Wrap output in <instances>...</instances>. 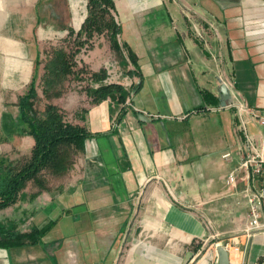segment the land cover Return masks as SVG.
Wrapping results in <instances>:
<instances>
[{"label":"crops","instance_id":"crops-1","mask_svg":"<svg viewBox=\"0 0 264 264\" xmlns=\"http://www.w3.org/2000/svg\"><path fill=\"white\" fill-rule=\"evenodd\" d=\"M114 2L122 28L119 41L129 45L137 64L126 50L121 57L108 42L124 66L108 60L102 66L106 76L95 81L96 88L120 85L132 105L110 96L97 102L89 97L84 104L73 95L60 102L66 111L77 112L82 105L84 113L69 121L96 134L60 177L64 181L69 176L61 190L73 188L95 212L101 235L95 252L107 251L106 264H117L122 248L120 264H219L216 244L238 235L244 245L235 256L240 264H264V230L246 241L248 206L227 185L241 160L240 117L236 109L221 105L226 82L229 92L234 89L249 105L264 110V27L254 22L264 18V4ZM86 16L87 0H0V144L19 150L29 143L32 150L35 141L19 118V97L39 71L46 41L81 28ZM104 40V35L97 38V61ZM4 112L14 121H5ZM247 126L257 129L252 121ZM226 153L229 158L223 157ZM0 157H7L1 146ZM3 170L0 164V184ZM29 185L12 206L36 228L33 213L57 205L52 199L41 205L36 191L24 199ZM10 249L14 264H50L49 253L30 248L25 255L22 246L0 248V264H9ZM68 251L76 255L70 246ZM64 264L85 263L78 257Z\"/></svg>","mask_w":264,"mask_h":264},{"label":"trees","instance_id":"trees-1","mask_svg":"<svg viewBox=\"0 0 264 264\" xmlns=\"http://www.w3.org/2000/svg\"><path fill=\"white\" fill-rule=\"evenodd\" d=\"M87 8L88 13L80 30L75 31L70 28L69 36H74V40L81 46L85 44V41L104 35L118 55L124 57L123 51L126 50L129 59L137 64L136 55L129 45L121 44L119 41L122 28L115 18L114 0H88ZM79 52L80 48L76 50H67L65 47L54 48L44 65L42 76L47 94L50 93V87L60 85L74 72V65H77L74 64V58ZM105 76L106 70L103 68L92 73L94 81L103 80ZM86 91L94 102L109 96L122 102L125 101L127 94L123 87L117 84L103 85L98 88L87 87ZM55 94L59 96L61 93L57 91ZM38 99L35 75V79L27 91L19 97L18 102L19 118L26 125L28 133L35 142L31 155L25 162L18 166H13L9 162L3 170L0 184V209L14 205L30 181L41 190L48 189L44 173L49 172L55 176L66 174L73 167L76 156L86 151L88 139L96 135L91 134L85 126L68 121L63 109L55 103H48L44 109H39ZM82 110L84 111V108ZM3 117L5 121L6 119L14 121L11 113L4 112ZM53 223L54 221L51 224ZM48 229L49 227H36L30 232H21L0 223V248L36 245L42 242Z\"/></svg>","mask_w":264,"mask_h":264},{"label":"rangeland","instance_id":"rangeland-1","mask_svg":"<svg viewBox=\"0 0 264 264\" xmlns=\"http://www.w3.org/2000/svg\"><path fill=\"white\" fill-rule=\"evenodd\" d=\"M260 4H264V0H260ZM254 22L255 24H260L264 27V18L257 21L254 20ZM77 30H80V28L75 31ZM56 36V38L46 41L43 46V56L41 60H39V71L36 75V85L39 93L37 105L39 109H44L46 104L53 102H58L59 104L57 105L61 107L60 102L64 103L66 101H70L73 95H79L80 102H85L84 104H86L90 100L88 99L89 96L86 88H96L97 86V82L92 79V73L95 72V68L100 70L102 66H105V64L107 65L108 60L118 61L122 66H124L121 57L118 56L112 49H109V39L106 36L104 43L101 44L100 52L102 57L99 61L96 60L95 56V49H97V37L94 40L85 41V44L80 46V43L74 40V36H69V30ZM58 47H65L67 50H76L77 48H80V52L77 53L74 58V64L77 65H74V72L72 74H70L60 85L50 87V93L47 94L42 80V76L44 74L43 66L50 58L54 48ZM26 91L27 90H25V92ZM57 91H60L61 93L59 96H55ZM82 109L83 106L80 105L78 110L76 109L77 112H75V109L73 108L69 109V111L63 109V111L65 112L66 119L68 121H74L76 116L84 113ZM258 130V127L256 129L255 127L248 126V131L250 133H255ZM28 144L29 143H25V146L20 147L19 150L16 148L12 149L9 143L0 144L2 150L5 151L7 156L0 157V164H3L4 169L7 167L6 161L10 162L13 166H18L27 160L32 151L30 149V145ZM44 177L47 180L48 189L42 191L34 182L30 181V185L26 188V195L24 196V199H27V195L30 192L36 191L41 195L39 199V202H42L40 203L41 205L51 201L52 199V201L55 200L54 204L57 206L50 209L46 208L45 210L43 208L39 210L37 214L33 213L35 223L38 227L43 226L44 223L43 227H49V229L47 234L43 237L42 242L36 245H25L26 247L22 246L25 249V255H27V251L30 248H36V250H40L43 253L45 252L46 254L49 253L51 255H48L50 264H64V262L73 263L78 257H80L81 261L83 260L85 264H95V262L98 261L105 262V264L109 262L106 250L102 252H95V240L99 239L101 236L95 226V212L91 210V206L86 203L85 200H81L84 196L75 194L73 188L64 191L61 190L62 186L69 182V176L66 177V179L64 178V181H61V176H55L49 172H45ZM59 192H61V195L59 197H55L59 195ZM83 201L84 204H82ZM77 216L79 217L78 219L75 218ZM26 217L27 216H25L16 206L0 209V223L7 228L14 227L21 232H30L33 227L29 224V222L26 223ZM53 221L54 223L51 224ZM13 224L14 226H12ZM103 230H107V228L105 227ZM120 235L121 233H118L117 237H120ZM113 241L114 240L112 238L111 243ZM117 244H119V241L115 243V245ZM69 246L76 252V255L73 253L71 254L69 251L67 252V248ZM13 252L15 251L10 249V255L8 258L9 264H14L11 255ZM124 254L125 248H122L119 253V261L117 264L122 262L121 260ZM36 257H41V255L36 253ZM33 264L37 263L33 262Z\"/></svg>","mask_w":264,"mask_h":264},{"label":"built area","instance_id":"built-area-1","mask_svg":"<svg viewBox=\"0 0 264 264\" xmlns=\"http://www.w3.org/2000/svg\"><path fill=\"white\" fill-rule=\"evenodd\" d=\"M130 97L125 101L126 106L132 105ZM227 106L237 110L244 137V144L240 150V163L229 173L227 185L229 191L240 194L248 206V221L244 228L248 242L254 234L264 230V110L249 105L234 89L230 91V101ZM251 121L259 129L257 135L248 131L247 125ZM230 155L226 153L223 157L229 158ZM239 183H243L242 189L239 188ZM241 202L242 200H238V203ZM220 244L222 243L218 242L216 245ZM222 245L227 249L229 259L232 256L239 257L244 246L238 235L231 237ZM237 258L235 257L233 264L241 263Z\"/></svg>","mask_w":264,"mask_h":264},{"label":"water","instance_id":"water-1","mask_svg":"<svg viewBox=\"0 0 264 264\" xmlns=\"http://www.w3.org/2000/svg\"><path fill=\"white\" fill-rule=\"evenodd\" d=\"M221 92L223 95L221 105L225 107L227 105V102L230 99V92H229L226 84H223ZM217 251H218V262H219V264H230L229 253H228L227 249L222 244L217 246Z\"/></svg>","mask_w":264,"mask_h":264}]
</instances>
